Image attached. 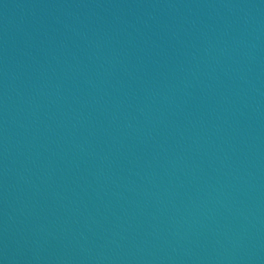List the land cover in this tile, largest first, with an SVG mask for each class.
I'll list each match as a JSON object with an SVG mask.
<instances>
[{
    "label": "water",
    "instance_id": "1",
    "mask_svg": "<svg viewBox=\"0 0 264 264\" xmlns=\"http://www.w3.org/2000/svg\"><path fill=\"white\" fill-rule=\"evenodd\" d=\"M0 264H264V0H0Z\"/></svg>",
    "mask_w": 264,
    "mask_h": 264
}]
</instances>
